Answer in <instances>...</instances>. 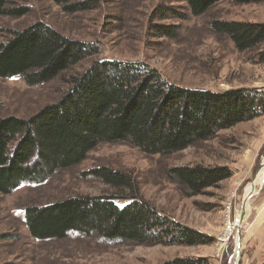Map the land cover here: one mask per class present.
I'll return each instance as SVG.
<instances>
[{"label":"rangeland","instance_id":"374dc122","mask_svg":"<svg viewBox=\"0 0 264 264\" xmlns=\"http://www.w3.org/2000/svg\"><path fill=\"white\" fill-rule=\"evenodd\" d=\"M95 2L93 9L67 14L53 0H8L10 8H24L27 13L0 18V43L42 22L67 39L95 45L96 53L42 85L0 79V119L35 115L69 90L72 77L103 59L146 64L168 83L186 88L264 92V61L258 51L238 52L227 36L214 33L210 26L216 20L264 25L263 4L221 0L194 17L183 0ZM156 26H174L177 35L159 37ZM196 166L226 168L230 177L192 195L171 177V171ZM263 166L264 115L165 157L145 155L126 143L98 144L79 165L0 194V264H164L181 259L264 264V180L255 184L241 223L238 220L248 187L260 178ZM104 168L128 175L134 191L106 186L93 174ZM110 195L123 196L117 198L120 206L137 196L174 224L202 235L204 244L112 242L96 234L36 241L27 232L24 210L28 207Z\"/></svg>","mask_w":264,"mask_h":264},{"label":"trees","instance_id":"16d2710c","mask_svg":"<svg viewBox=\"0 0 264 264\" xmlns=\"http://www.w3.org/2000/svg\"><path fill=\"white\" fill-rule=\"evenodd\" d=\"M72 14L93 9L95 0H53ZM221 0H183L194 17ZM235 5L264 0H230ZM0 0V18L24 16ZM211 30L227 36L238 52L258 51L264 61V25L212 21ZM174 26H156L159 37L174 38ZM93 44L70 40L37 22L0 43V79H21L27 86L50 82L82 58L95 54ZM61 98L27 119H0V194L25 183L42 182L56 171L79 165L98 144L126 143L149 156H170L219 131L264 115V92L215 93L168 83L140 62L103 59L69 80ZM106 186L129 188L132 179L117 171L93 173ZM171 177L192 195L230 177L226 168H176ZM118 197H73L24 210L28 234L36 241L60 240L69 234H96L105 241L203 245L199 233L174 224L137 196L118 205ZM164 264H205L181 259Z\"/></svg>","mask_w":264,"mask_h":264},{"label":"bare ground","instance_id":"6f19581e","mask_svg":"<svg viewBox=\"0 0 264 264\" xmlns=\"http://www.w3.org/2000/svg\"><path fill=\"white\" fill-rule=\"evenodd\" d=\"M264 180V166H263V168H262V170H261V174H260V178H257L256 180H255V182H254V185H249V187H248V189H250V191L248 192V194L245 196V198H247V196L249 195V196H251L252 194H254L253 193V189H254V186H255V184L256 183H260V182H262ZM238 220H239V218H238ZM237 220V221H238ZM236 221V222H237ZM241 223V222H240ZM240 223H238V224H240ZM240 226V225H239ZM228 232V231H227Z\"/></svg>","mask_w":264,"mask_h":264},{"label":"water","instance_id":"95a60500","mask_svg":"<svg viewBox=\"0 0 264 264\" xmlns=\"http://www.w3.org/2000/svg\"><path fill=\"white\" fill-rule=\"evenodd\" d=\"M252 185H254V181H253ZM249 198H250V196L248 195L247 198H245V199L243 200L242 209H241V215H240V218H239L240 222L242 221L243 214H244V211H245V204H246V202H247V200H248ZM235 264H237V263H235Z\"/></svg>","mask_w":264,"mask_h":264}]
</instances>
